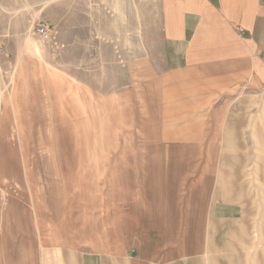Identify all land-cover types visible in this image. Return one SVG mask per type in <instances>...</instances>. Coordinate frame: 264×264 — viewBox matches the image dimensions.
<instances>
[{"label":"rangeland","instance_id":"obj_1","mask_svg":"<svg viewBox=\"0 0 264 264\" xmlns=\"http://www.w3.org/2000/svg\"><path fill=\"white\" fill-rule=\"evenodd\" d=\"M143 27L130 20L133 43L151 40ZM47 66L0 104V264H83L94 250L109 262L112 245L122 264H264V142L249 125L264 104L238 110L248 120L227 143L230 126L174 125L145 104L139 77L106 78L100 104H62L88 95L49 91Z\"/></svg>","mask_w":264,"mask_h":264},{"label":"crops","instance_id":"obj_2","mask_svg":"<svg viewBox=\"0 0 264 264\" xmlns=\"http://www.w3.org/2000/svg\"><path fill=\"white\" fill-rule=\"evenodd\" d=\"M135 16L152 31L150 41L128 38ZM41 21L53 27L48 37L35 33ZM103 45L111 48L103 52ZM36 60L48 65L43 76L49 91L55 83L61 94L70 88L88 95L63 97L62 104H100L97 93L112 87L106 78H127L126 86L139 77L145 104L170 110L174 125L230 126L219 134L228 143L248 120L238 110L264 104L257 99L264 93V0H0V104L10 91H21L20 78L35 76L29 66ZM251 115L250 130L263 134L264 142V116ZM227 143L225 155L232 156ZM256 172H264V162ZM94 251L83 254V264L121 263L120 247H108L109 262ZM140 258L129 264H143L146 257Z\"/></svg>","mask_w":264,"mask_h":264},{"label":"built area","instance_id":"obj_3","mask_svg":"<svg viewBox=\"0 0 264 264\" xmlns=\"http://www.w3.org/2000/svg\"><path fill=\"white\" fill-rule=\"evenodd\" d=\"M52 31H53V27L48 22L41 21L38 23L35 33L43 37H48Z\"/></svg>","mask_w":264,"mask_h":264}]
</instances>
